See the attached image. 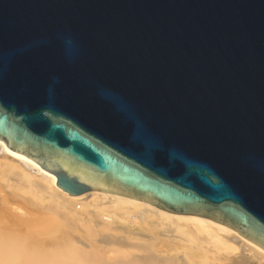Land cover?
<instances>
[{
	"label": "water",
	"instance_id": "water-1",
	"mask_svg": "<svg viewBox=\"0 0 264 264\" xmlns=\"http://www.w3.org/2000/svg\"><path fill=\"white\" fill-rule=\"evenodd\" d=\"M0 138L264 248V0H0Z\"/></svg>",
	"mask_w": 264,
	"mask_h": 264
},
{
	"label": "bare ground",
	"instance_id": "bare-ground-1",
	"mask_svg": "<svg viewBox=\"0 0 264 264\" xmlns=\"http://www.w3.org/2000/svg\"><path fill=\"white\" fill-rule=\"evenodd\" d=\"M0 166L12 187V195L1 200L16 212L13 223L0 219V264H189L199 254L200 264H264L262 246L213 218L95 188L70 194L56 184V174L9 148L2 138ZM85 221L89 226L82 227ZM94 226L126 228L150 238L152 246L143 251L140 242L128 250H113L112 258L93 253L84 257L75 242L92 244L77 239L76 232L92 233ZM168 251L178 253L170 256Z\"/></svg>",
	"mask_w": 264,
	"mask_h": 264
},
{
	"label": "rangeland",
	"instance_id": "rangeland-1",
	"mask_svg": "<svg viewBox=\"0 0 264 264\" xmlns=\"http://www.w3.org/2000/svg\"><path fill=\"white\" fill-rule=\"evenodd\" d=\"M1 167L2 166H0V219H1V221H3V223L7 224V223H13L14 222V220L16 218V216H14V215L16 212H15V209L13 206H9L1 200V197L4 194L12 195V193H10V192H12V189H11L12 187L10 186L11 183H10L9 175H1L2 174L1 173ZM11 197H13V196H11ZM83 225L89 226L87 221H85V223L82 222L81 226L83 227ZM91 230H92V233H88V232H84V231L76 232V238L78 237L77 239L82 238L84 241H88L92 244L91 245L92 247L91 246L84 247L82 245L83 244L82 241L77 240L75 242V244L80 248V251H82L84 253V255H85L84 257L92 256V254H90V253H93L94 255H98L100 257H103V255H104V257L112 258V257H114L113 250L122 251L123 248H124L123 250H128L129 248H131V246H133L135 244L138 245L137 243H140V242L142 245L141 244H139V245L142 246L141 249L143 251L145 248L152 246V241L150 238L143 236V235H140L138 233L130 232L128 229L123 228V227L113 226V227H109L107 229H100V228H97L96 226H94V227H91ZM109 234H110V236H115V237L110 238ZM113 238H115V239H113ZM118 243H120V245H118ZM155 244H156V246H160L161 243L159 241H157ZM143 245H144V247H143ZM82 246L85 249H83ZM177 253H178L177 251H171V252L168 251L167 252V254L170 256L174 255V254L177 255ZM105 255H107V256H105ZM201 257L202 256L200 254L195 255L194 257H192L193 258L192 261H189V264H200L201 263L200 262Z\"/></svg>",
	"mask_w": 264,
	"mask_h": 264
}]
</instances>
